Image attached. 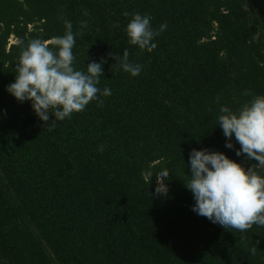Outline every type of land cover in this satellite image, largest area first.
<instances>
[{
	"label": "trees",
	"instance_id": "trees-1",
	"mask_svg": "<svg viewBox=\"0 0 264 264\" xmlns=\"http://www.w3.org/2000/svg\"><path fill=\"white\" fill-rule=\"evenodd\" d=\"M135 12L167 24L156 49L128 43ZM61 16L76 68L103 57L112 94L50 131L6 86L17 41L64 35ZM125 48L145 65L135 77L107 55ZM244 90L264 95V0H0V264H264V227L209 222L183 182L193 148L247 163L216 125ZM162 169L168 194L154 196Z\"/></svg>",
	"mask_w": 264,
	"mask_h": 264
},
{
	"label": "clouds",
	"instance_id": "clouds-1",
	"mask_svg": "<svg viewBox=\"0 0 264 264\" xmlns=\"http://www.w3.org/2000/svg\"><path fill=\"white\" fill-rule=\"evenodd\" d=\"M124 15L130 16L124 29L128 43L141 50L156 49L154 38L166 30L167 24L161 23L157 28L150 13ZM59 19L63 20L64 35L51 41L32 39L26 44L17 41L21 51L14 65L15 76L6 86V91L17 102H29L34 115L50 131L58 122L85 110L90 102L102 105L101 97L112 94L109 87H98L103 77V57L99 62L84 63L83 69L76 68L73 55L76 34L70 21L62 16ZM80 27L86 28L87 21H81ZM121 52L120 55L107 54L117 71L135 77L144 70V63L129 60L127 48ZM242 95L250 98L236 111L220 105L216 125L225 137V147L234 149L235 155L247 163L238 162L222 151L193 148L188 153L189 174L183 180L192 194L194 213L226 230L238 232L247 231L253 225L264 227V95L250 90H244ZM233 142L239 147L235 148ZM98 150L102 151L103 146H98ZM148 176L150 181L153 174ZM155 177L152 195L166 196L165 181L170 173L162 169ZM256 251V246L250 249L252 255Z\"/></svg>",
	"mask_w": 264,
	"mask_h": 264
},
{
	"label": "rangeland",
	"instance_id": "rangeland-1",
	"mask_svg": "<svg viewBox=\"0 0 264 264\" xmlns=\"http://www.w3.org/2000/svg\"><path fill=\"white\" fill-rule=\"evenodd\" d=\"M11 39V42L13 41V39L12 38H10Z\"/></svg>",
	"mask_w": 264,
	"mask_h": 264
}]
</instances>
